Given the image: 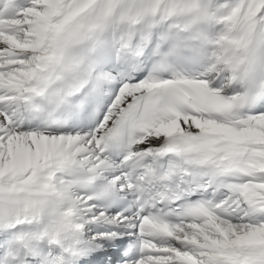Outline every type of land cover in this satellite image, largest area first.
I'll return each mask as SVG.
<instances>
[{"label": "snow or ice", "instance_id": "6c2138e0", "mask_svg": "<svg viewBox=\"0 0 264 264\" xmlns=\"http://www.w3.org/2000/svg\"><path fill=\"white\" fill-rule=\"evenodd\" d=\"M0 264H264V0H0Z\"/></svg>", "mask_w": 264, "mask_h": 264}]
</instances>
